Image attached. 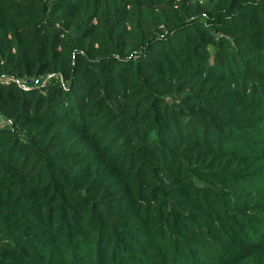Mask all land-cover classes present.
I'll return each instance as SVG.
<instances>
[{
	"label": "trees",
	"instance_id": "obj_1",
	"mask_svg": "<svg viewBox=\"0 0 264 264\" xmlns=\"http://www.w3.org/2000/svg\"><path fill=\"white\" fill-rule=\"evenodd\" d=\"M0 264H264V0H0Z\"/></svg>",
	"mask_w": 264,
	"mask_h": 264
},
{
	"label": "built area",
	"instance_id": "obj_2",
	"mask_svg": "<svg viewBox=\"0 0 264 264\" xmlns=\"http://www.w3.org/2000/svg\"><path fill=\"white\" fill-rule=\"evenodd\" d=\"M53 77H49L47 78L43 83H42V87H47L49 82L51 81ZM15 84L18 88L24 90V91H28L30 90V84L27 81H18V80H14V79H7L3 82V85L8 86V85H12Z\"/></svg>",
	"mask_w": 264,
	"mask_h": 264
}]
</instances>
